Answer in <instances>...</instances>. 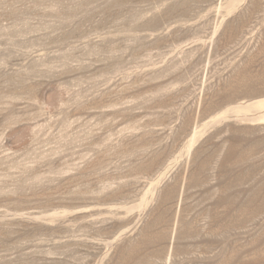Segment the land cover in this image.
<instances>
[{
  "label": "rangeland",
  "instance_id": "rangeland-1",
  "mask_svg": "<svg viewBox=\"0 0 264 264\" xmlns=\"http://www.w3.org/2000/svg\"><path fill=\"white\" fill-rule=\"evenodd\" d=\"M0 264H264V0H0Z\"/></svg>",
  "mask_w": 264,
  "mask_h": 264
}]
</instances>
